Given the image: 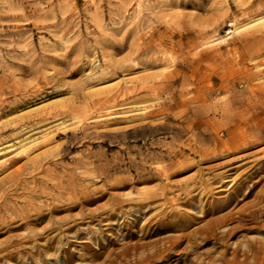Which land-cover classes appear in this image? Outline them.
I'll return each instance as SVG.
<instances>
[{
  "label": "rangeland",
  "instance_id": "obj_1",
  "mask_svg": "<svg viewBox=\"0 0 264 264\" xmlns=\"http://www.w3.org/2000/svg\"><path fill=\"white\" fill-rule=\"evenodd\" d=\"M261 83L264 0H0V264H108L153 238L142 233L161 206L107 214L151 191L182 212L166 221L185 232L253 208L264 194V135L230 137L252 111L245 102H264V89H252ZM200 236L154 264L264 247L256 229L222 245Z\"/></svg>",
  "mask_w": 264,
  "mask_h": 264
},
{
  "label": "bare ground",
  "instance_id": "obj_2",
  "mask_svg": "<svg viewBox=\"0 0 264 264\" xmlns=\"http://www.w3.org/2000/svg\"><path fill=\"white\" fill-rule=\"evenodd\" d=\"M252 89L256 91H262L261 89H264V83L254 85L252 86ZM245 104L246 106L252 108V111H250V113L248 114L244 112V114L238 115V121L236 123L231 124L232 130H233V129H237L239 127V124L244 123L242 129L240 128L239 130L238 128L239 132L237 134L236 133L231 134L230 139H231L232 144L241 145V143L243 142H247V143L257 142L259 141L258 140L259 136L264 135V118L260 117V116H264V102L260 101V103H258L254 100H248L247 102H245ZM255 129L258 130V132L256 134H250ZM158 169L159 171L164 170L163 167H160ZM158 169H156V171ZM257 171L258 169H255L253 173ZM248 177H250V175H247L245 178H243L241 183H246V181H248ZM240 190H241L240 186L237 187L236 191L234 192L235 194L234 198H237L238 195H240ZM191 191L184 193L187 195V198L184 200V202L190 205H191L190 200L197 197V193H193L192 195H190ZM164 194L165 193L161 191V193H159V198H155L156 196L155 192L151 191L150 193H145L142 196L138 197L136 200L131 199L132 201H130V203H132L133 205L128 206L127 203H125L127 205L126 209L121 208L122 204L116 201L117 206L113 208L107 214V217L109 218L115 216L116 214L115 209H119L120 211L119 215L123 217L125 216V213L131 212V211H138L140 213H145V211H149L151 208H156L160 206L161 207L158 210H154V212L151 214L150 218L151 220H153V222L149 224L146 230L143 231L142 233V238H146V237H153V238L149 240H144V241H140L138 239L135 242L122 246V248L117 253H115V255H113L112 258L110 257L111 259L107 261L108 264H154L157 261H167L168 256L171 253V249L175 246L176 243L178 242L181 243L182 241L186 239L187 241L191 240V237H195L197 236V234L201 235L200 239L203 243L212 242V243L222 245L223 241L227 237L231 236L237 231L252 230V229H256L258 231H264V204L262 205L260 204L262 203V201H264V194L262 193H258V192L256 194L254 193L255 197H254L253 203L251 204L253 208H251L249 205L243 206L237 209V211H235L237 213L236 216H233L231 212H227V211L224 212L223 214H220L219 216L217 215H215L216 217L212 216V218L208 219L201 226H198L193 232L192 231L185 232V228H186L185 224L181 226V225H176L177 224L176 221L174 222H170V220L166 221L168 217L180 216L182 212H180L179 210L175 208L167 209V206H166L167 201H166V197L164 196ZM249 194L251 195V193H247V192L245 193V195L247 196ZM204 196H206V193L198 197V201H201ZM234 198L232 200L230 199V201L232 202ZM156 199H163L164 202H162V204L164 206L160 204H154ZM90 201L91 199L88 198L87 196H81L79 203L81 204L83 202H90ZM75 206L76 205L70 206L67 209H71ZM195 206L198 207V205H195ZM53 209L54 208H52V210ZM231 210L232 208L230 209V211ZM211 212L213 211L207 210L206 213L204 212L203 216ZM97 215L95 216V218L97 217ZM227 219L232 220L234 224L232 223L231 226H227V228H225L224 230L218 231L217 227L221 225V223L223 222L225 223V220L228 221ZM120 223H123V221L118 222L116 224L119 225ZM248 223H255L256 226L251 225V226H255L254 228L248 227L249 226ZM246 224H248V226ZM70 226L71 225L67 226L66 228H69ZM1 228L2 227H0V229ZM58 228H60V226L52 225L49 230H54ZM170 231H175L176 234H171ZM164 233H167V234H164ZM129 235L132 236L131 234ZM155 235H158V236H155ZM166 242H169V244H166ZM196 244L192 246L194 249L193 250L191 249V251L193 252L195 251ZM262 248L264 247H262L260 244L249 242L244 247L242 245V247H236L235 249H233V256L230 259L225 257V252H224L221 255L219 254L217 258H214L213 256H211V258L209 259L208 257L209 260L207 261L204 260L203 258L200 264H214L215 262L217 264L218 261H219L218 264H247L248 263L247 260L250 256L252 257V259L254 258V264H262L264 263V249ZM1 249L3 248H0V250ZM238 256L242 258L239 259ZM55 259H57V257ZM64 259L66 260L67 258L65 257ZM184 260L185 262H187L189 261V258L186 257Z\"/></svg>",
  "mask_w": 264,
  "mask_h": 264
}]
</instances>
